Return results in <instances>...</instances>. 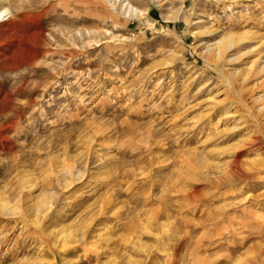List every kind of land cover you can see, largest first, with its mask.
<instances>
[{"label":"rangeland","instance_id":"rangeland-1","mask_svg":"<svg viewBox=\"0 0 264 264\" xmlns=\"http://www.w3.org/2000/svg\"><path fill=\"white\" fill-rule=\"evenodd\" d=\"M5 8L0 264H264V0Z\"/></svg>","mask_w":264,"mask_h":264},{"label":"bare ground","instance_id":"bare-ground-1","mask_svg":"<svg viewBox=\"0 0 264 264\" xmlns=\"http://www.w3.org/2000/svg\"><path fill=\"white\" fill-rule=\"evenodd\" d=\"M127 5V4H126ZM129 7V10L131 11V13L133 12V13H136V14H142V12L140 11V10H137L136 8H133V7H131V6H128ZM7 12V9L5 8V9H1L0 10V19L2 18L3 19V17H4V15H5V13ZM226 40H228L229 41V43H230V38L229 37H226ZM226 40H221V41H219L217 44H213L210 48H208V50L206 49V51H207V55H209L210 57H211V60L212 61H214V62H218L219 60H221L222 59V57H223V52H224V49H226L225 48V46H227V45H229V44H227V42H226ZM204 53V52H203ZM207 58H209V57H207ZM210 61V60H209ZM236 95V94H235ZM262 108V107H261ZM234 152V151H233ZM231 155V157L232 156H234L233 155V153H231L230 154ZM234 158H232V160H233ZM234 162V161H233ZM237 162V161H236ZM218 165V164H217ZM221 166V165H220ZM253 166V165H252ZM211 167H213V168H216V167H218V166H216V164H206V163H204L203 164V168L205 169H203L204 170V175H206L205 177H207L208 178V176H207V174H209V169L211 168ZM227 167H229L228 165H227ZM231 167V166H230ZM201 168H202V166H201ZM232 170V168H229L228 170L226 169V166L224 167V168H221V173L222 172H225L226 173V171L227 172H229V171H231ZM234 172V171H233ZM230 173V172H229ZM232 173V172H231ZM230 173V174H231ZM232 174H234V173H232ZM237 174V173H236ZM235 176V175H234ZM211 180V179H210ZM231 180V179H230ZM221 182V181H220ZM193 193V192H192ZM191 193V194H192ZM196 193V192H195ZM194 193V194H195ZM190 194V193H189ZM193 194V195H194ZM202 197V196H201ZM2 204H3V201H2ZM0 205H1V203H0ZM6 206V205H5ZM5 206H3L4 208H5ZM7 207V206H6ZM1 210H2V208H1ZM6 210V209H5ZM8 210V209H7ZM1 213V212H0ZM150 217V216H149ZM151 218H149V220H150ZM169 226V225H168ZM168 226H166V227H168ZM142 227L146 230V229H148V225L146 224H143L142 225ZM64 236V235H63ZM179 239V238H178ZM182 241V240H181ZM176 243V242H175ZM174 244V243H173ZM178 245H179V242H178V244H176V246H175V249H177V247H178ZM143 246H146V245H143ZM139 249L140 250H142V248H140L139 247ZM250 249V248H249ZM255 250V249H254ZM144 251V249L142 250V252ZM263 251H264V248H263ZM262 251V253L261 254H263L264 255V252ZM145 254V253H144ZM259 254V253H258ZM175 260V259H174ZM171 261H172V259H171ZM137 264V263H136Z\"/></svg>","mask_w":264,"mask_h":264}]
</instances>
